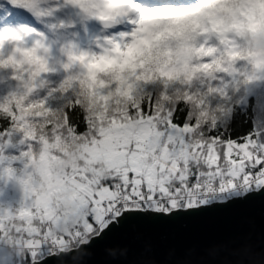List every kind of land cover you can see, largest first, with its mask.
Wrapping results in <instances>:
<instances>
[{"label":"snow or ice","instance_id":"6c2138e0","mask_svg":"<svg viewBox=\"0 0 264 264\" xmlns=\"http://www.w3.org/2000/svg\"><path fill=\"white\" fill-rule=\"evenodd\" d=\"M249 115L225 97L188 119L183 102L145 87L57 109L0 105V178L23 189L16 207L0 205V264H108L105 251L124 264H264V124L249 129ZM16 134L27 148L9 158ZM213 213L238 226L202 256L160 260L148 240L139 254L108 246Z\"/></svg>","mask_w":264,"mask_h":264},{"label":"clouds","instance_id":"9594fccd","mask_svg":"<svg viewBox=\"0 0 264 264\" xmlns=\"http://www.w3.org/2000/svg\"><path fill=\"white\" fill-rule=\"evenodd\" d=\"M18 3L49 32L74 29L78 22L87 39L73 33L57 41L32 27L5 26L0 30V74L15 87L0 105L37 102L32 97L49 87L51 75L61 73L49 93L56 90L91 104L105 94L127 96L157 86L183 102L188 119H200L218 99L235 101L264 89V0ZM61 9H71L75 18L50 22ZM90 23L99 26L93 35Z\"/></svg>","mask_w":264,"mask_h":264},{"label":"water","instance_id":"95a60500","mask_svg":"<svg viewBox=\"0 0 264 264\" xmlns=\"http://www.w3.org/2000/svg\"><path fill=\"white\" fill-rule=\"evenodd\" d=\"M237 223L226 213H213L208 217L190 221L180 222L171 227L149 233L144 239L129 237L119 242L118 245L109 247H128L132 254H139L144 250L145 240L152 244V254L164 260L171 253L173 257H183L192 252L194 256H202L210 247H217L227 243ZM240 228L246 229V224H240ZM97 259L108 261V264H124L123 257L112 258L106 251L98 255Z\"/></svg>","mask_w":264,"mask_h":264},{"label":"trees","instance_id":"16d2710c","mask_svg":"<svg viewBox=\"0 0 264 264\" xmlns=\"http://www.w3.org/2000/svg\"><path fill=\"white\" fill-rule=\"evenodd\" d=\"M168 2H178V1H184V0H167ZM48 4L44 5V7H47ZM55 14V13H54ZM59 19H64V17L59 13ZM55 20V21H54ZM55 17L50 18V22H56ZM65 20V19H64ZM18 25H24L28 27H32L37 31H43L46 35H48L51 39H55L57 41L63 40L66 38H69L73 33H79V37L82 40L84 31L82 26L78 23V25L74 29H70L67 31L61 30L59 32H56L55 34L48 31L47 28H45L42 24L38 23L32 13L28 11L27 9H24L22 7H13L8 3V0H1L0 1V29L4 28L5 26L9 27H15ZM62 73L59 75L51 76L52 80H50V84L48 88H45L44 90L39 91L37 94H35L32 99L34 100H42L46 99V103L48 106H50L53 109L60 108L61 106L65 105L68 100L70 99L71 95H61L59 91L53 92L52 96H49V90L50 89H56L58 84L60 83L62 79ZM12 84L13 81H10ZM15 85V82L12 84V86ZM7 85L0 87V98H3L5 95H7L10 90L5 91ZM146 91H149L153 94H158L161 92V89L157 86H147L145 87ZM258 91V90H257ZM239 99L242 100V110L245 112L250 113V115L246 119V126L251 129L256 124H264V89H261V91L255 93L253 96L247 97L246 93L241 95ZM21 136H18V138L22 137V134H18ZM23 139V138H21ZM21 139L16 140L19 141ZM25 144V143H21ZM27 148V145H24L21 147V153L25 151ZM21 153L13 152L11 154L12 157H18ZM15 169H18L17 165H14Z\"/></svg>","mask_w":264,"mask_h":264},{"label":"rangeland","instance_id":"374dc122","mask_svg":"<svg viewBox=\"0 0 264 264\" xmlns=\"http://www.w3.org/2000/svg\"><path fill=\"white\" fill-rule=\"evenodd\" d=\"M153 2L154 3L160 2V0H155ZM54 4H55V0H50V4H48V6H51V5H54ZM42 7H44V5H42ZM59 13L64 17V19L66 21H67V19L69 17L75 18V14H74V12L71 9H61L60 11H57L53 15V17H55L56 19H59V17H60ZM77 25H78V22H77L76 26ZM2 29H0V30H2ZM88 30H89V34L93 35V34H95L98 31V27L95 25V23H90L88 25ZM120 30L121 29L118 28V29H113L112 31L113 32H118ZM86 39H87V37H85L83 35L82 41H84ZM54 51H55V49H54ZM51 76H54V75H51ZM51 76L49 77V80H52ZM0 81H3V82H0V87L1 88L3 86L7 85L5 91H7V90L12 91L14 89V87H15V85L12 86L14 81L11 84L10 80H7V78L4 77L3 74H0ZM259 91H261V89L258 90V91L257 90H250V91L246 92V95H247V97H250V96H253L255 93H257ZM18 136H21V135L16 134L12 138L11 143L5 149V155L7 157H9V158L12 157L11 154L13 152L21 153V147L26 145V144H21V140H22L21 138H23V136L21 138H18ZM18 139H21V140L16 142V140H18ZM23 163L24 162L19 161V160L11 161V166L12 167H14V165L18 166V169H16L17 170V175L21 174V170L23 169ZM8 165H9V161L8 160L4 161L3 164H0V172H2L3 168L8 166ZM22 198H23V189H22L21 185L16 180H14V179L9 180L6 176L3 177V178H0V205L7 206V207H16L18 205V203L22 200Z\"/></svg>","mask_w":264,"mask_h":264}]
</instances>
